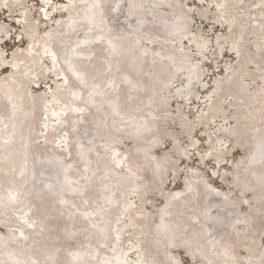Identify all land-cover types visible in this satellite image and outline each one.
I'll return each instance as SVG.
<instances>
[{
  "label": "rangeland",
  "instance_id": "374dc122",
  "mask_svg": "<svg viewBox=\"0 0 264 264\" xmlns=\"http://www.w3.org/2000/svg\"><path fill=\"white\" fill-rule=\"evenodd\" d=\"M71 1L7 0L9 7H0V51L7 53L5 61L11 62L12 54L19 49L24 52L19 59L25 77L51 76L46 81H40L41 90L31 87L27 93L18 95L17 75L9 68L10 63L0 64V92L10 101L5 102V107L0 106V220L3 222L0 236L4 235L8 242L17 240L15 234L19 237L20 232L27 234L22 217L29 212L34 218H41L42 224L47 227V235L49 229L54 230L53 241L47 235L48 238L42 237L47 247L56 246V250H60L57 259L69 263V258L64 261L68 253L72 264H96L91 253L95 249L104 250L105 241H108V246L111 245L115 232L106 227V221L117 213L115 227L123 232L122 248L127 260L135 264L138 255L132 245L139 235L134 234L132 216L139 208L151 216V220L147 218L144 242L149 250L165 251V262L170 257H176L181 264H248L249 254L240 246L242 238L254 240L256 246L253 249L256 252L253 255L260 256L261 251L264 253V106L258 108V114L262 116L258 122L248 120L247 117H254L246 113L251 104L236 109L233 104L238 95L231 86H227V82L224 83L235 67H244L247 70L244 76L246 90L255 94L250 97L255 99L258 94L264 93V69H258V66H264V44L258 43V37H264V27L239 20L243 17L242 12L253 8L250 6L253 0H226L223 8L217 7L223 5L222 0H146L145 4V0ZM118 3L122 8L116 7ZM23 13L30 16V25L34 28L28 37L20 27ZM235 18L238 20L235 21ZM251 18L254 19V16ZM242 32V41L246 39L244 48L250 57L247 60L242 52L239 55L235 53L237 42L238 45L241 43L239 39L235 41V37H241ZM100 37L102 39H98ZM118 37L126 39V42ZM175 37L178 39L174 40ZM42 42L54 48L52 51L59 62L57 68L53 59L39 54ZM204 43L206 47L199 50L197 46ZM32 47L34 50L30 51ZM119 52L122 56H118ZM133 52L135 56L132 57ZM179 52L199 65L202 73L199 82L189 78L191 73L177 58ZM115 57L120 61L128 57L132 61L130 68L123 69L125 74H121L120 79L127 87H132L130 91H135L132 85L145 86L142 84L149 73L146 65L149 70L152 67L151 71L163 76V71L156 65L160 62L161 68L165 66V71L169 70L175 76V79L172 78L175 81L168 83L165 89L170 117L163 118L159 125L160 134L155 124L149 130L139 127L136 121L147 122V118L142 116L145 111L140 113V108L133 106L130 111L132 117L124 119L113 113L109 102L113 101L120 76L113 68ZM68 59L74 61L70 63ZM74 66H77L75 70ZM58 69L64 71L70 78L68 81L82 94V111L70 115L72 126L69 131L68 120L65 127L73 150L69 155L75 157L72 161L64 155L69 149L66 145H46L44 139L34 137L41 128L34 127V105L38 106V102L27 104L30 96L38 92H45L46 99L51 101V92L56 87L52 77L59 74ZM74 72L84 77L87 86L80 85ZM125 77L132 81V85L123 80ZM48 82L53 88L45 84ZM57 82L61 86L64 84L62 80ZM110 83L114 86L109 87ZM93 84L99 85V90L91 97L94 104H89ZM218 87L223 89L219 93ZM259 90L261 92H257ZM130 91L129 94L133 95ZM154 96L143 94L138 106L149 108ZM247 100L245 98L244 102ZM215 103L221 106L220 115L214 116L215 119L208 123H200L201 117L212 116ZM120 113L124 112L120 110ZM179 113L188 122L183 129L179 124ZM50 120L55 121V118ZM184 128L189 132H184ZM126 130L134 137L122 135ZM43 131L41 136L46 133ZM107 138L113 139L119 153L131 151L134 162L130 170L137 175L134 178L141 196L128 195L127 190H123L131 183L124 165L114 168L107 164L104 155L109 148L97 143ZM32 140L38 142L43 147L41 149L57 150L60 153L57 156L65 159V165L71 164L70 169L67 167L66 173L59 170L60 174L58 171L51 172L52 159L46 162L49 164L47 170L40 169L38 158L32 152ZM77 146L80 154L75 152ZM213 152L222 156L220 163L212 158ZM150 154L161 159L155 167L149 164L150 159L154 160ZM25 156L29 157L26 161ZM61 158L59 161L62 163L64 160ZM95 159L100 162H95ZM169 162L176 167V172L169 168L162 170ZM53 175H57V183ZM7 181L9 187L4 186ZM45 183L47 193L51 194L58 207L52 215L46 207L32 202L33 194L44 191ZM13 184L15 187H11ZM69 188H72V195ZM130 188H135V185ZM200 193L202 199L199 200ZM12 196L16 199L12 200ZM125 198L132 206L128 211L121 210ZM185 198L190 203H183ZM106 199L112 203L107 207L98 206ZM182 203L184 207L177 213ZM77 214L81 216V221H76ZM178 214L183 218L181 221L190 223L192 233L187 234L181 226L176 227L175 221L170 223L171 217ZM57 218L61 220L62 227L57 224ZM43 219L46 221L43 222ZM60 235L63 236L61 239ZM228 239L233 243L231 249L226 247ZM34 240L14 242L30 247ZM11 253L6 261L0 260V263L34 260L27 252L20 258L13 251ZM262 260L264 256L255 262L260 264ZM153 263L162 264L156 259Z\"/></svg>",
  "mask_w": 264,
  "mask_h": 264
},
{
  "label": "bare ground",
  "instance_id": "6f19581e",
  "mask_svg": "<svg viewBox=\"0 0 264 264\" xmlns=\"http://www.w3.org/2000/svg\"><path fill=\"white\" fill-rule=\"evenodd\" d=\"M10 1H17V0H10ZM84 1L85 0H74V1L72 0L71 2H84ZM131 1H135L136 2L137 0H130V2ZM0 2H1V4L3 3L2 0H0ZM145 3H146V0H145L144 4ZM222 3H223V5L226 6V0H222ZM227 3H228V1H227ZM137 4H139V3H137ZM250 6L253 7V8L252 9L251 8L247 9L245 12H242L243 17H242V19L239 18V20H241V22L243 20L244 22L247 21L249 23L252 22V24L255 23V24H253L254 26H256L258 24L257 27H259V28L264 27L263 26L264 25V18L262 20V15H264V0H256V1L253 0L251 2ZM116 7L119 8V9L122 8L121 3H118L116 5ZM133 10H135V8H133ZM139 11L142 12V10H139ZM121 14H122V12H121ZM252 16H254V19L251 18ZM29 18H30V16L27 13H23L22 19L20 20V23H22V25L20 27L23 28L24 32H26V37H28V35H32V30H34L32 25H30ZM184 18H186V17H184ZM234 20L236 21L238 19L235 18ZM261 23H263V24H261ZM187 32H188V30H187ZM181 34H183V33H181ZM154 35H156V33ZM240 35H241V37H235V41H237L238 39L241 40V43L239 45H238L239 42H237L238 46L236 45V47H235V49L237 50L235 53H239L240 54L242 52L244 54V57H245L246 60L250 59V57L248 55V51L244 48L246 39H244V42L242 41L243 32ZM118 38H120V37H118ZM120 39H122V42H126V39H124V40H123V38H120ZM128 39H130V38H128ZM176 39H178V38L175 37L174 40H176ZM179 39H180V37H179ZM115 40H118V39L115 38ZM259 42L260 43L262 42L264 44V37H262V38L258 37V43ZM67 43H68V41H67ZM36 45L37 44H35L34 46H36ZM48 46L49 45L47 43L43 44V42H42L40 50H39V54L40 55L43 54L46 57H48L50 59H53L52 58V54H53L52 48L53 47L49 48ZM197 47H198L199 50H203L206 47V44L204 43V44L198 45ZM127 49H129V48H127ZM29 50L33 51L34 47L30 48ZM67 50L69 52L70 48L67 47ZM78 50L80 51V49H78ZM30 51H28L27 53H29ZM74 51H75V49H74ZM128 51H130V49ZM21 53H24V52H21L19 49L17 51H15L13 53V54H15L14 59H13V54H12V61L10 62V66H9V68L12 69L14 71V73L17 75L16 76L17 79H16L15 82H17L16 84L19 87L18 95H20V94L22 95L24 93H27L28 89L29 90L32 89L31 87H33L35 89H38V90L39 89L41 90L42 87L40 86V81H46V80L51 78L50 75L49 76H45L43 78H39L38 76L35 77V76H32V75L29 78L25 77L23 75V73H22V67L20 65L21 60L19 58H20ZM27 53H25V54H27ZM119 55L122 56V53L118 54V56ZM176 55H177L178 59H181L183 61V64H181V65H183V68L186 69L189 73H191L189 78L199 82L200 80L198 78L202 77V73H201V71L198 68L199 65L194 63V62H192L190 59L188 60L187 59L188 58L187 55L185 53H183V52H179ZM130 56H132V57L135 56V53L133 52ZM68 60H70V59H68ZM134 60H136V59H134ZM71 61L72 60H70V63H72L74 60L72 62ZM52 62H53V60H52ZM131 62L132 61L128 57L125 58L123 61H120V60L117 59V57H115V61L113 63V68L116 69V71L119 73L120 76H119V79L117 80V81H119V83H117V86L115 88L116 91H115V93L113 95L112 100L113 101H117L119 103V105H120V110L124 112L122 114L120 113L121 119L132 117V113L130 111H131V109H133V106H134V107L140 108L142 110L140 113L145 111L144 112L145 114H143L142 116L147 118V122H145L143 120L136 121L138 123L139 127L140 128L144 127V128L149 130L150 126H151V129H152L154 124H155L156 125L155 126L156 130L159 131V128H160L159 125L162 124L163 118L164 117H168V118L170 117V114H169V111H168L169 107H168V104L166 102V99H167L166 91L167 90H165V89H167L168 83H171V81L173 80L172 78H174L175 76L173 75V73H169V70L165 71V69H166L165 66H163L161 68V66H160L161 63L160 62H157L156 65L158 66L159 69H161L163 71L162 72V74L164 73L163 76H159L154 71H151L152 67H150V70H149L147 68L148 66L146 65L145 66L146 70H148L149 73H148L147 79L144 81L145 83L142 84V85H145V86H143V87L141 85L140 86H135L133 88L135 91H130L132 89V87H127L125 85V83H123L120 79H121V74H125V71H123V69L125 70V68H130L131 67ZM13 64H15V67L12 66ZM25 64H26V62H25ZM54 65H55L56 68L59 65L58 58L56 56H55ZM75 65H76V62H75ZM86 66H84V67H86ZM152 66H155V64L152 65ZM263 67L264 66H261V67L258 66V69L262 70V69H264ZM72 68L76 69L77 66L76 67L74 66ZM97 68H99V67H97ZM196 68H198V70ZM118 69L122 70V72L121 71L119 72ZM194 70H197V72L196 71L193 72ZM175 72H176V70H175ZM246 72H247V70L244 67H240V68L239 67H235V70L233 71V74H231L224 81V83L227 82L228 83L227 86H231V88L234 89L235 93H237V95H238L237 96L238 99H237L236 103L233 104V105H235L236 109H243V107H247L249 104H251V107L246 111V113L247 114L250 113L251 115L253 114L254 117H247V119L252 121V122H254V121L258 122L260 120V118L262 117V116H259V114H258V108L260 106H264V93L258 94V97H255V99H252V97H250V96H255V94H250L246 90L247 88H246V83H245V80H244V76L247 75ZM3 73L4 72L2 71L1 75ZM126 74L127 75H131L129 72L128 73L126 72ZM131 77H132V75H131ZM37 78L40 79V80L37 81ZM65 78H67V83H65ZM69 79L70 78L64 73V71L59 70V74H55L54 77H52V81L55 82L56 87L54 88V91L51 92V94L53 96L51 101L50 100L48 101L46 99L45 92H40V93L38 92L37 94H34V95L30 96L29 100H27V104H29V102L30 103L38 102V106L34 105L33 117H34V121L36 123L34 127H35V129L40 128V127L41 128H40L39 133L37 135H35L34 137H41L42 139L45 140L46 145H57V144L59 146H63V145L65 146L66 145V148H69V149H67L66 153L65 154L63 153V154L65 155L66 159H68V160L70 159V161H72V160L75 159V157L69 155V152H72L73 150H72V148H70L69 135L65 132V127L67 126V120H68V127L67 128H68V131H69V127L72 126L71 125L72 124V122H71L72 120H71V116L70 115L72 113L79 112V111H74L73 109H82V104L80 103V98H81L80 96H82V94H81V92H80V90L78 88H75V87L72 86L71 82L68 81ZM132 79L135 80V78H133V77H132ZM58 80H62L63 83L66 84V85L63 84L61 86V83L59 84L57 82ZM123 80H125V79H123ZM137 81H139V80H137ZM173 81H175V80H173ZM49 83L50 82L45 83V84H47V86L49 88H53L52 84H49ZM32 84H33V86H32ZM156 87L160 88L161 90H165V91L162 92L159 89L156 90L155 89ZM65 88H67L70 91L67 92V90H65ZM219 90H223V89L221 87H218L217 93H219L218 92ZM129 91L131 93L133 92V95H130ZM257 92H261V91L259 90ZM73 93H78L79 95L74 97L72 95ZM143 94L146 95V96L147 95H151V94L155 95L153 98H151V101H152L151 103L152 104H151V106L149 108H146L147 106H144V105L138 106L140 98H141L140 96H142ZM218 98H219V94H218ZM245 98H248L249 100H247V102L246 101L244 102ZM6 101H8V100H6V98L4 97V95L2 94V91H1L0 92V106H2V107L4 106L5 107L6 106V104H5ZM6 103H10V101H8ZM88 103L89 104H94V99L93 98H91V100L89 99ZM19 106H20V104H19ZM213 106H214V108L212 109V112H213L212 116H208V118H206V119L204 117H201L200 123H204V124L208 123L209 121L214 120L216 116L220 115V113H221L220 112V109H221L220 107L221 106H217L216 103L213 104ZM9 109H10V107H9ZM160 111H161V113H160ZM128 113H129V115H128ZM11 114H12V112H11ZM179 114H180L179 118H178L179 124H180V126L182 125V129H183V127L186 126L188 124V122H187V119H186V117L184 115H182L181 113H179ZM8 116H9V114L7 115V117ZM65 116L66 117L68 116V118H66ZM243 116H245V115H243ZM50 118H55V121L50 120ZM107 120H108V118H107ZM42 129H44L43 132L46 131V133L41 136L40 134L42 132ZM132 129L135 130L137 128H132ZM137 130H139V129H137ZM184 132H189V131L186 128H184ZM158 133L160 134L161 132L159 131ZM163 133H164V131H163ZM123 134L127 135L130 138L134 137V136H132L131 132L127 131V130L124 131L122 133V135ZM159 134H156V137L158 135V138H159ZM128 137H123V138H128ZM108 139L109 138L104 139L103 141L102 140L101 141H99V140L97 141V143L99 142L98 143L99 146H101L103 148H106V147L109 148V151L105 152V155H104V157L107 160V164L112 165L114 168H118V167H121V166L124 165L125 166L124 168L126 169V172L128 173V179L131 180L130 187H132V185H135V188L131 189L130 187H128L127 189L123 188V190H127L128 195H135L136 194V195H138V197L141 196L140 192L136 188L137 187V183L135 181V178H136L137 175H135L134 172L132 173V171L130 170L131 163L134 162L133 161V156L131 155V151H127V152H124V153H119L118 150H117V144L114 141H112L113 139L112 140H108ZM33 143H32L33 144L32 152L36 154L35 156L39 160V162L37 160V163H38V167H40V169H46L47 170L49 164L46 163V162H49L50 159L53 160V162H52V166L53 167H52V170H50L51 172L58 171V173H59L60 172L59 170H62L64 173H66V171L68 170L67 167L70 169V165L71 164L69 163L68 165H65V159L57 156V154H60V153L57 152V150H52V149H49V150L45 149L44 150V149H41L43 147H40V144L38 142L35 143L33 141ZM136 144H138L137 141H136ZM75 152H78V154H80L79 153V146H77V148L75 149ZM117 152L119 153V156H117L116 159L122 161V164L120 166H117V164L113 160V155H114V153H117ZM150 155H151V158L153 157L154 160L150 159L151 163L149 162V164L150 165H154V167H155V165L159 164L158 161H160L161 159H158L156 156H153L152 154H150ZM211 156L218 163H220L222 161V156L218 152H213L211 154ZM43 157H45V159ZM24 158H25V161L29 159L28 156L27 157L25 156ZM60 158L64 160L62 163L59 161ZM96 161H97V163L100 162L99 160L95 159V162ZM23 163H24V161H23ZM1 167H2V165L0 164V168ZM24 167H25V165H24ZM166 168L173 169L176 172V167L171 162L167 163L163 167L162 170H164ZM129 174H130V176H129ZM52 178H54V179L56 178L55 181H56V183L58 182L57 175L56 176L53 175ZM4 186L5 187H9L10 186L9 182L7 181V184L4 183ZM46 186H47V184L45 183L44 191H40L39 194H33L34 197H33V201L32 202L34 204L38 203L39 205H42L43 207H46L48 209L49 215H52V212L55 214L58 211V207L53 202V200H52L53 197H51V194L47 193V187ZM11 187H15L14 184ZM109 189L111 190L110 187H109ZM196 191H198L197 188H196ZM69 193H70V195H72V188L70 189ZM113 193L116 194L117 192L114 191ZM116 196H119V198H120V195L116 194ZM200 196H201V193H200ZM198 199L199 200L202 199V196L199 197ZM183 201H184L183 203H185L186 201H188V198H185ZM124 202H123L124 207H122V209H121L122 211L123 210L128 211V210L132 209V206L128 203V201H126V198H125ZM110 203H112V202H110L109 200L106 199V202L104 204H102V205L98 204V206L107 207L108 204H110ZM183 203L179 207L181 209L177 213H180L182 211V209L184 207ZM187 203H190V202L188 201L185 204H187ZM36 208H37V206H36ZM191 209H192V212H194L195 208L192 207ZM114 211H112V212L114 213ZM115 213H116V211H115ZM164 213H165V211H164ZM161 214H163V213L161 212ZM117 215H118L117 213L115 215H111L112 217L109 218L106 221L107 222L106 227L109 230H111L112 232H115L114 233V237H113V241H111V245L108 246L107 245L108 241H105V244H106L105 246L106 247H105L104 250L99 251V250L95 249L91 253L92 257H93V261L96 264H103V262L105 260L111 261L112 264H117V261H123L124 259H127L125 251L122 248V244H123V241H124L123 236H122L123 232L120 231L117 227H115V225H116L115 221H116ZM75 217H76V221H81V219H82L81 216L78 215V214ZM166 217L169 220L168 215ZM47 218L48 217H46V219ZM132 218H133V222H134L133 223L134 234H136V236L139 235L138 238L135 239L134 245H132V247L137 249V253L136 254L138 255V261H141L142 264H156V263H153V260L156 259V261H160L162 264H167V262L164 261V256L167 255L165 251L162 250L161 252H157V250H155L154 248H151L149 250V246L146 245V243L144 242L146 240V239H144V236L147 235V231H146L147 218H149V220H151V216H147L146 213L142 212L138 208L137 211L134 213V216H132ZM171 218H172V220L171 221L169 220L170 223H172V221H175L176 222V227L177 226H179V227L181 226V228L184 231H186L187 234H189L191 232L192 229L189 228L191 226V225H189L190 223H188V221H184V220L181 221L182 217L179 216V214L178 215H174V218L173 217H171ZM22 219H23V223H24L25 220L28 221L27 224L24 223V225L26 226L27 234L25 233L24 237H19L17 234H15V237H16L17 240H14V241L15 242L16 241H20L21 243H24L28 239L34 238L35 240H34V242H32V246L30 245V247L29 246L23 247V246H21V244L15 243L13 240H9L7 242V239L5 238V236L2 235V237L0 236V260L2 262L6 261L7 258L12 254L11 251H13L14 255L16 257H18V258H20L19 256H21L23 254H26L25 252H27L30 255H32V257H34V260L39 261V264H65L61 260L57 259L59 257L58 256V252L60 250L59 249L56 250V246L47 247L45 239L42 237L43 235L46 238H48L47 236H49L50 237V241H53L54 239L52 238V235H55L54 230L52 228L49 229L48 230L49 234L47 235V229H46L47 227L42 224V222L40 220L41 218H39V217L34 218L32 216V214L29 213V212L27 214H24ZM46 219H43V222H45ZM187 219L189 220L190 218H187ZM240 219H242V218H240ZM235 221H237V220H235ZM57 224H59V226L62 227L61 220L58 219ZM1 225H3L2 220H0V227H1ZM24 225L22 227H24ZM29 225H31V226H29ZM170 225H174V224H170ZM54 229L57 232L56 228H54ZM60 229L58 231H60ZM116 229H118V230H116ZM234 230H235V228H234ZM231 231H232V229H231ZM117 235H119V237H120L119 241L116 240V236ZM60 236H61L60 237V239H61L63 236L62 235H60ZM228 242L229 243H227L226 247L229 246V248L231 249L233 243H231L229 241V239H228ZM7 244L9 245L10 248L7 246ZM240 246H242L243 249L246 250L247 254H249V256L247 257L248 264H256L255 260L258 259L259 257L264 256V253L262 251L260 252V256L253 255V252H256V250L253 249V247L256 246V244L254 243V240L252 241V240H249L247 238H242V240L240 242ZM150 251H153V254H150ZM53 255H56V256H53ZM65 258L66 259H64V261H68V258H69V263L67 262V264H70V262L72 264V259L70 261V255H68V253L65 255ZM14 264H15V261H14ZM232 264H234V263H232Z\"/></svg>",
  "mask_w": 264,
  "mask_h": 264
},
{
  "label": "snow or ice",
  "instance_id": "6c2138e0",
  "mask_svg": "<svg viewBox=\"0 0 264 264\" xmlns=\"http://www.w3.org/2000/svg\"><path fill=\"white\" fill-rule=\"evenodd\" d=\"M47 3H50L51 0H46ZM0 7H4V8H8L9 5H8V2L7 0H3V3L0 4ZM218 8H222L224 7V5H217ZM98 39H102V37L98 38ZM111 43V42H109ZM7 55V53L3 52V51H0V64H3V63H10V61H5V56ZM237 55H239V53H237ZM14 56L15 54H13V59H14ZM52 58H53V62L55 63V54L53 53L52 54ZM13 67H15V64L12 65ZM74 75L76 76L77 80L79 81L80 85L82 86H87V83L84 79V77L80 74V73H76L74 72ZM130 85H132V81L129 80L127 77L124 78ZM65 83H67V78H65ZM109 87H113L114 85L112 83H110L108 85ZM133 87H135V85H132ZM99 88V85H96V84H93L91 85V91L89 92V97H90V100H91V97L95 94H98L97 93V89ZM74 97L78 96L79 94L78 93H73L72 94ZM110 105H111V108H112V111L113 113L116 115V116H120V105L117 101H110L109 102ZM74 111H82V109H73ZM211 153H209L210 155ZM119 156V153H114L113 155V160L114 162L117 164V166H120L122 164V161L120 160H117L116 157ZM126 159V158H125ZM12 200H15L16 197L15 196H12L11 197ZM24 223H28L27 220L24 221ZM31 226V225H29ZM20 236L21 237H24V233L23 232H20ZM26 238V237H25ZM120 237L119 235L116 236V240L119 241ZM173 247H175V245H172ZM15 264H39V261L37 260H30V261H16ZM103 264H112L111 261H108V260H105L103 262ZM117 264H133L132 261H129L127 259H124L123 261H117ZM135 264H142L141 261H136ZM167 264H181V261L179 259H177L176 257H170L169 261L167 262ZM261 264H264V260L261 261Z\"/></svg>",
  "mask_w": 264,
  "mask_h": 264
}]
</instances>
